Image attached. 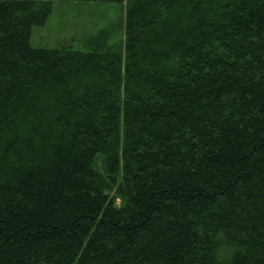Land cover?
I'll return each instance as SVG.
<instances>
[{
	"label": "trees",
	"instance_id": "trees-1",
	"mask_svg": "<svg viewBox=\"0 0 264 264\" xmlns=\"http://www.w3.org/2000/svg\"><path fill=\"white\" fill-rule=\"evenodd\" d=\"M53 1H0V264H264V0L32 47Z\"/></svg>",
	"mask_w": 264,
	"mask_h": 264
},
{
	"label": "rangeland",
	"instance_id": "rangeland-1",
	"mask_svg": "<svg viewBox=\"0 0 264 264\" xmlns=\"http://www.w3.org/2000/svg\"><path fill=\"white\" fill-rule=\"evenodd\" d=\"M3 1V0H0ZM52 10L43 25L31 29L32 47H70L75 50L90 51L86 38H91L101 30L110 35V42L122 39L124 4L103 1H53ZM119 201L115 204L119 206Z\"/></svg>",
	"mask_w": 264,
	"mask_h": 264
}]
</instances>
